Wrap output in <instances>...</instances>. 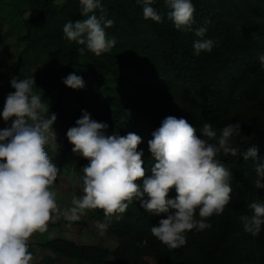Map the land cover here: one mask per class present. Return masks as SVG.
Here are the masks:
<instances>
[{
	"label": "trees",
	"instance_id": "trees-1",
	"mask_svg": "<svg viewBox=\"0 0 264 264\" xmlns=\"http://www.w3.org/2000/svg\"><path fill=\"white\" fill-rule=\"evenodd\" d=\"M192 2L194 27L206 26V36L216 41L210 53L198 56L192 47L194 33L175 29L164 0L153 5L162 15L161 23L145 20L136 0H102L106 19L114 21L106 33L116 45L100 56L88 50L81 54L82 45L64 38V24L84 18L79 0H26L32 17L9 15L16 25L13 33L0 35V48H4L0 53V109L14 91L13 78L33 77L37 94L42 98L55 95L49 114L57 116L53 125L60 148L54 161L57 178L72 154L66 133L84 112L108 125L106 135L132 132L141 137L138 150L144 152L146 177L155 163L148 142L168 116L184 118L199 138L205 123L218 135L228 124L239 123L234 146L241 151L255 146L257 159L264 158V69L258 60L264 54V0ZM8 38L15 40L5 46ZM72 73L83 78V89L65 86L63 80ZM218 159L232 174L230 203L220 216L207 219L211 228L188 232L185 246L170 249L155 238L151 227L166 216L149 213L133 201L122 220L113 218L105 228L106 235L116 240L112 250L101 244L54 239L42 245L29 243V251L40 247L51 253L42 256L40 264H54L55 258L76 264H105L110 259L114 264H264V227L253 237L243 230L240 220L241 215L252 214L249 204L264 203V189L254 187L255 164L242 156L221 154ZM88 163L80 156L82 170ZM175 195L173 189L169 198ZM93 214L96 223L105 222L102 210H93ZM195 218L200 219L198 210ZM76 224L81 225L71 223Z\"/></svg>",
	"mask_w": 264,
	"mask_h": 264
},
{
	"label": "clouds",
	"instance_id": "clouds-1",
	"mask_svg": "<svg viewBox=\"0 0 264 264\" xmlns=\"http://www.w3.org/2000/svg\"><path fill=\"white\" fill-rule=\"evenodd\" d=\"M142 6L145 20L162 22V15L153 5L156 0H136ZM169 9L167 18L177 31L193 32L195 55L210 53L216 41L208 38L207 27H194L195 6L192 0H164ZM80 15L84 17L63 26L64 38L82 45L85 50L100 56L115 45L106 29L114 21L106 19L102 0H79ZM99 10V16L96 14ZM264 69V54L258 57ZM63 83L73 90L85 87L82 77L69 74ZM14 89L5 100L0 117L11 127L0 130V264H31L33 255L29 241L35 233H45L48 222L60 209L52 190L58 168L45 146L58 149L53 125L56 114H49V105L34 91L33 77L10 81ZM37 88V87H36ZM108 125L82 113L76 126L66 137L73 145V153L89 161L82 170L83 195L72 200V207L64 213L70 221H77L89 211H103L105 222H97L103 230L123 215L133 201L156 216L164 215L151 233L170 249L187 243V233L211 228L207 219L220 216L229 205L233 191L232 174L218 156H242L253 161L256 178L254 187L264 189V158L257 159L253 146L241 151L234 146L233 137L240 134V124H228L219 135L205 123L200 129L202 138L184 118L166 117L148 142L155 162L146 177L143 150H138L141 137L129 132L126 136L106 135ZM175 197L169 198L171 190ZM147 197V199H145ZM251 215H241L243 230L257 237L264 227V203L249 204ZM200 217L197 220L196 213Z\"/></svg>",
	"mask_w": 264,
	"mask_h": 264
},
{
	"label": "rangeland",
	"instance_id": "rangeland-1",
	"mask_svg": "<svg viewBox=\"0 0 264 264\" xmlns=\"http://www.w3.org/2000/svg\"><path fill=\"white\" fill-rule=\"evenodd\" d=\"M0 35L15 31L13 27L16 25L15 18H11L10 14H17L24 19L32 17V14L27 9L26 0H0ZM17 34H19L17 32ZM15 38L6 40L4 43L10 45ZM94 87L96 83H91ZM55 95L48 94L42 98L44 102H47L49 108L54 103ZM3 110L0 109V112ZM12 120L5 122L0 117V130L11 127ZM50 154V158L53 163L60 154V148L55 149L51 146L47 150ZM80 156L73 153L68 157L66 166L63 170V174L56 179L52 190L56 193V202L60 209L59 214H54L48 222V228L45 233H35L30 238L29 243L34 245H42L46 242L54 239H63L71 242H75L82 245H98L101 244L104 247L112 250L116 246V240L106 235L105 228L100 230L97 228V223L94 218L93 210L89 211L86 215L80 217L77 221L68 220L64 213L67 209L71 208L72 200L74 198L83 195V186L80 184L82 179V169L79 167ZM81 223V225H71V223ZM33 260L31 264H40L42 256H52L47 250H43L40 247H35L31 251ZM54 264H76L66 258H55ZM105 264H114L110 259Z\"/></svg>",
	"mask_w": 264,
	"mask_h": 264
},
{
	"label": "crops",
	"instance_id": "crops-1",
	"mask_svg": "<svg viewBox=\"0 0 264 264\" xmlns=\"http://www.w3.org/2000/svg\"><path fill=\"white\" fill-rule=\"evenodd\" d=\"M9 39H12V38H9ZM7 40H8V39H7ZM5 41H6V40H5ZM5 41H4V42H5ZM4 42H3V43H4ZM4 44H5V43H4ZM11 44H12V43H11ZM11 44H10V45H11ZM5 46H8V44H7V45L5 44ZM3 50H4V48H0V53H2ZM11 56H12V59L15 60V56H14L13 53H11Z\"/></svg>",
	"mask_w": 264,
	"mask_h": 264
}]
</instances>
